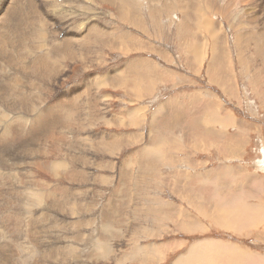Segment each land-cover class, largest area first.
Here are the masks:
<instances>
[{"label": "rangeland", "instance_id": "374dc122", "mask_svg": "<svg viewBox=\"0 0 264 264\" xmlns=\"http://www.w3.org/2000/svg\"><path fill=\"white\" fill-rule=\"evenodd\" d=\"M0 27V264H264V0H0Z\"/></svg>", "mask_w": 264, "mask_h": 264}, {"label": "bare ground", "instance_id": "6f19581e", "mask_svg": "<svg viewBox=\"0 0 264 264\" xmlns=\"http://www.w3.org/2000/svg\"><path fill=\"white\" fill-rule=\"evenodd\" d=\"M2 21V20H1ZM4 26V25H3ZM1 28V27H0ZM51 38V37H50ZM50 40V39H49ZM7 47V46H6ZM7 49V48H6ZM48 50V49H47ZM10 51V50H9ZM26 65V64H25ZM49 66V65H48ZM26 70V69H25ZM20 72H22V71H20ZM24 73H25V71H24ZM25 75V74H24ZM2 87H5V84H2L1 82H0V90L2 89ZM23 88V87H22ZM7 89H9V88H7ZM18 91V90H17ZM6 92V91H5ZM8 92V91H7ZM15 93V92H14ZM17 93V92H16ZM8 94H10V93H8ZM10 95H12V94H10ZM3 96H7V97H10L9 95H4V94H1L0 93V97H2L3 98ZM18 97H20V96H18ZM8 99H10V98H8ZM15 99H17V98H15ZM24 99V98H23ZM1 100V99H0ZM7 101V100H6ZM19 101V100H18ZM26 101V100H25ZM22 102V101H21ZM7 105V104H6ZM66 107V106H65ZM66 108H68V107H66ZM60 118V117H59ZM1 119V118H0ZM61 119V118H60ZM18 121V123H19V127H18V129L16 130V131H14L13 132V134L10 132V124H8V125H6L5 127H4V132L2 133V135L3 136H5V137H7V139L9 140V138H11V139H13V141H14V143L16 142V140L18 141V139H17V137L18 138H23V125L20 123V120H17ZM46 121H47V124H50V125H53V124H55L56 122H57V117L55 118V119H50L49 117H47V119H46ZM15 123V122H14ZM7 124V123H6ZM21 138H20V140H21ZM9 142L12 144V141H10L9 140ZM19 143L21 142V141H18ZM17 143V142H16ZM13 145V144H12ZM20 145V147H21V144H19ZM19 145H18V147H19ZM16 146V145H15ZM19 147V148H20ZM18 148V149H19ZM14 150V149H13ZM0 151L3 153V155L5 156V159L7 158V159H11V152H12V150H10V151H7V150H1L0 149ZM19 152H20V150H19ZM13 153H14V151H13ZM16 153V152H15ZM21 153V152H20ZM23 153V152H22ZM21 155V154H20ZM19 156V155H18ZM22 156V155H21ZM13 157V156H12ZM1 171V170H0ZM5 174L6 172L4 171V172H0V174ZM7 174V173H6ZM14 182V181H13ZM20 184V183H19ZM18 188L19 187H21L22 188V185L20 184V186H17ZM19 190H20V188H19ZM19 199H20V197H18ZM17 201V200H16ZM226 217V216H225ZM261 219V218H260ZM258 220V219H257ZM1 221V220H0ZM258 225V224H257ZM4 228V227H3ZM2 227H0V229H3ZM6 232H9V231H6ZM3 233V232H2ZM5 233V232H4ZM6 234H8V233H6ZM9 235V234H8ZM0 236H2L3 237V234L1 235L0 234ZM11 236V235H10ZM9 236V237H10ZM6 237H7V235H6ZM22 239V238H21ZM26 240V239H25ZM11 241V240H10ZM15 241V240H14ZM17 241V240H16ZM26 241H28V240H26ZM12 242V241H11ZM5 243V242H4ZM24 243V242H23ZM7 244V243H6ZM21 244V243H20ZM20 244H19V246H20ZM0 245H4V244H0ZM9 245V244H8ZM23 245V244H22ZM21 245V246H22ZM5 247H6V245H4ZM1 247V246H0ZM9 248V247H8ZM7 248V249H8ZM1 249V248H0ZM17 250V249H16ZM20 250V249H19ZM18 252V251H17ZM20 252V251H19ZM1 253V252H0ZM16 254V253H15ZM29 255L31 256V254L29 253ZM30 259H31V257H29ZM28 258V259H29ZM18 259V258H17ZM17 259H15V260H17ZM6 260V259H5ZM22 261V260H21ZM182 263V262H181Z\"/></svg>", "mask_w": 264, "mask_h": 264}, {"label": "crops", "instance_id": "0c3cea01", "mask_svg": "<svg viewBox=\"0 0 264 264\" xmlns=\"http://www.w3.org/2000/svg\"><path fill=\"white\" fill-rule=\"evenodd\" d=\"M255 214L258 215L259 217H261L260 212H259L258 210H256ZM256 223H262V222H261V219H258V220L256 221ZM255 226H256V225L250 227L249 230H250V231L253 230ZM246 235L248 236L247 233H246Z\"/></svg>", "mask_w": 264, "mask_h": 264}]
</instances>
